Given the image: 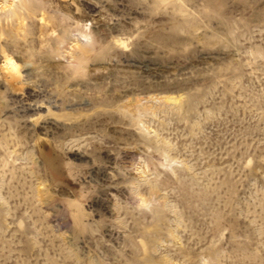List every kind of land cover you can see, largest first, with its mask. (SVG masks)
<instances>
[{"label":"rangeland","instance_id":"obj_1","mask_svg":"<svg viewBox=\"0 0 264 264\" xmlns=\"http://www.w3.org/2000/svg\"><path fill=\"white\" fill-rule=\"evenodd\" d=\"M13 1L0 264H264V0Z\"/></svg>","mask_w":264,"mask_h":264},{"label":"bare ground","instance_id":"obj_2","mask_svg":"<svg viewBox=\"0 0 264 264\" xmlns=\"http://www.w3.org/2000/svg\"><path fill=\"white\" fill-rule=\"evenodd\" d=\"M10 1V0H9ZM15 1V0H14ZM14 1H13V3H14ZM21 1V0H20ZM12 3V2H11ZM21 4V3H20ZM22 4H23V2H22ZM13 5V4H12ZM3 7V6H2ZM5 7L7 8V6H6V4H5ZM10 7H13V6H10L9 5V8ZM20 7V6H19ZM1 9V8H0ZM8 9V8H7ZM11 9V8H10ZM15 9V8H14ZM5 10V9H4ZM16 10V9H15ZM6 11V10H5ZM9 11V10H8ZM13 12H15V11H13ZM6 13V12H5ZM13 14V13H12ZM15 14V13H14ZM6 15H8V14H6ZM9 15H11V14H9ZM82 36H83V34H82ZM88 36V35H87ZM86 38V35L84 36V39ZM90 37H87V39H89ZM87 39H85L84 41L86 42V40ZM81 41V40H80ZM83 41V40H82ZM81 41V42H82ZM89 41V40H88ZM83 43V42H82ZM6 66H7V70L9 71V73H10V75L12 76V77H17V75H18V68L16 67V64L13 62V61H11V59L9 58L8 59V61H7V64H6ZM20 75V74H19ZM18 78V77H17Z\"/></svg>","mask_w":264,"mask_h":264}]
</instances>
